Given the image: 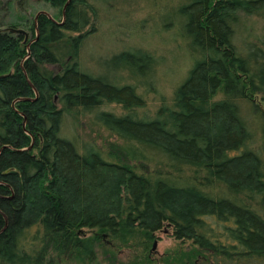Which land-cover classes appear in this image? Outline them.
<instances>
[{
    "label": "trees",
    "instance_id": "16d2710c",
    "mask_svg": "<svg viewBox=\"0 0 264 264\" xmlns=\"http://www.w3.org/2000/svg\"><path fill=\"white\" fill-rule=\"evenodd\" d=\"M110 1L1 4L5 28L30 38L0 32V264H103L97 251L109 264H264V42L238 38L251 36L252 17L264 32V0H168L162 26L183 41L189 67L152 117L141 111L153 53L125 49L103 62L132 84L80 66ZM32 3L57 12L49 19ZM111 104L124 113L100 110ZM78 114L126 146L106 158L80 151L61 135ZM164 228L191 247L157 261L150 243ZM133 238L137 254L118 262Z\"/></svg>",
    "mask_w": 264,
    "mask_h": 264
},
{
    "label": "rangeland",
    "instance_id": "374dc122",
    "mask_svg": "<svg viewBox=\"0 0 264 264\" xmlns=\"http://www.w3.org/2000/svg\"><path fill=\"white\" fill-rule=\"evenodd\" d=\"M7 0H0L1 4ZM33 4V3H32ZM168 0H111L109 4L102 7L99 31L96 36L91 37L84 44L80 55V66L82 70L93 74H107L115 78L119 84H132L134 80L129 79L126 72H110L103 63L113 54L119 53L125 49H143L160 58L159 64L153 71V74L147 81V88L150 93L145 94L146 106L141 111L148 117H152L163 99L167 103L170 102L173 91L176 86L183 80L189 67L183 48V41L175 37L173 34L167 33V29L162 26L164 24V13L170 8ZM39 12H46L53 15L57 10H53L48 6H41L38 3L32 5ZM31 6V7H32ZM253 20L244 21V26L249 29L251 36H239L240 45L245 44H261L264 42V32L261 30L259 23ZM10 22V18H4L0 10V30L8 29L5 25ZM166 27V26H165ZM252 27V28H251ZM24 31L22 28L18 29ZM25 32V31H24ZM27 38H30V33ZM264 45V44H263ZM261 47V45H259ZM263 48V46H262ZM64 59L66 56L63 57ZM162 58V60H161ZM51 70H59V67H48ZM245 109V108H243ZM101 111L112 112L121 115L124 112L119 106L114 104L105 105L100 108ZM245 120L252 124V117L249 113L242 112ZM247 118V119H246ZM251 130L254 129L251 128ZM61 135L74 141L80 151L84 148L92 147L99 150L106 158L111 145L120 147L126 146L120 139L110 134L102 126L93 120L91 114H78L76 116H68L64 118ZM258 138V135H257ZM259 141H257L258 143ZM254 146L258 148V144ZM130 163L137 171L153 172V173H170L166 168L155 163ZM172 177L176 174L170 173ZM188 176V173H184ZM218 187L217 190H220ZM139 238H134L128 242L133 248H124L117 253L118 262H126L131 259L138 251ZM156 244L153 250V258L159 261L162 255L181 248L187 250L191 247L189 242L181 245L172 237V230L164 228L155 234V239L150 243V250ZM99 260L103 264H109L100 251H97ZM107 258V257H106ZM68 264H80L69 262Z\"/></svg>",
    "mask_w": 264,
    "mask_h": 264
},
{
    "label": "water",
    "instance_id": "95a60500",
    "mask_svg": "<svg viewBox=\"0 0 264 264\" xmlns=\"http://www.w3.org/2000/svg\"><path fill=\"white\" fill-rule=\"evenodd\" d=\"M68 2H69V1H68ZM66 5H67V4H66ZM39 14H44V15H46L49 19H51L50 15H48L46 12H40ZM39 14H38V15H39ZM63 14H64V10H63ZM1 31H8V32H11V33L16 34V35H24V36H25V39L27 38V35H26L25 32L22 31V30H18V29H3V30H0V32H1ZM155 248H156V244H154V245L152 246V251L155 250Z\"/></svg>",
    "mask_w": 264,
    "mask_h": 264
}]
</instances>
